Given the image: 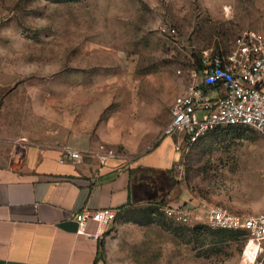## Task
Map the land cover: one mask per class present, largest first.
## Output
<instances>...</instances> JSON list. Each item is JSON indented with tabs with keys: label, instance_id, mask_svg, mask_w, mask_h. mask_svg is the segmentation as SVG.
<instances>
[{
	"label": "rangeland",
	"instance_id": "rangeland-1",
	"mask_svg": "<svg viewBox=\"0 0 264 264\" xmlns=\"http://www.w3.org/2000/svg\"><path fill=\"white\" fill-rule=\"evenodd\" d=\"M247 30L264 33V0H0V133L69 126L133 161L162 141L175 98L201 81L198 58ZM175 171L191 222L126 226L130 240L112 264H241L244 233L197 237L192 225L209 205L263 210L264 137L216 129Z\"/></svg>",
	"mask_w": 264,
	"mask_h": 264
},
{
	"label": "crops",
	"instance_id": "crops-1",
	"mask_svg": "<svg viewBox=\"0 0 264 264\" xmlns=\"http://www.w3.org/2000/svg\"><path fill=\"white\" fill-rule=\"evenodd\" d=\"M55 130L48 134L46 125L29 129L17 123L9 135L0 133V264H112L130 240L126 226L159 223L155 213L143 212L154 207L149 200L160 191L146 169L176 170L185 160L177 150L182 134L165 136L133 161L115 155L102 165L100 141L90 133L69 126ZM66 148L79 150L81 159L61 163ZM190 198L182 193L171 205ZM106 207L126 221H89L81 231L73 218L84 208Z\"/></svg>",
	"mask_w": 264,
	"mask_h": 264
},
{
	"label": "built area",
	"instance_id": "built-area-1",
	"mask_svg": "<svg viewBox=\"0 0 264 264\" xmlns=\"http://www.w3.org/2000/svg\"><path fill=\"white\" fill-rule=\"evenodd\" d=\"M200 82L194 83L175 98L166 136L182 134L177 150L183 158L210 132L225 127H249L264 137V33L247 30L238 35L230 51L212 55L203 53ZM199 112H204L202 118ZM101 164L115 156L101 145ZM81 152L66 148L60 162L81 159ZM165 213L183 223H190L189 208L166 207ZM113 208L89 209L74 213L81 231L89 221L106 226L115 221ZM199 219L200 217H196ZM203 221L212 228L243 230L246 235L241 264H264V208L257 214H239L220 205H209Z\"/></svg>",
	"mask_w": 264,
	"mask_h": 264
},
{
	"label": "trees",
	"instance_id": "trees-1",
	"mask_svg": "<svg viewBox=\"0 0 264 264\" xmlns=\"http://www.w3.org/2000/svg\"><path fill=\"white\" fill-rule=\"evenodd\" d=\"M232 46H233V43L229 49H225V50L221 49L218 51L211 52V54L216 55V54L226 53V52L231 50ZM203 66H204L203 65V56H201L198 58L197 63L195 64V69L197 71L201 72L204 68ZM146 173H147V176H155L153 189L155 190L156 186H158L160 191L158 194L159 196H157V198L155 197L153 200H149V203L153 204L154 207L150 208V209L143 210L145 215H150L152 213H155L158 221H159V218H162V220H164L165 217L167 218V216H168L165 213L166 207L185 208V207L189 206L187 202L183 203L182 205H180L178 207H174L173 205H171V203H173L175 200L180 198V196L182 194L181 192H179V190H177L178 189L177 186H179L180 182L176 177V171H175L174 167L169 168V169H165V170H156V169L150 168V169H146ZM153 195H155L154 192H153ZM131 204H132V200H129L128 205H131ZM187 208L190 209V207H187ZM168 217L173 218L170 216H168ZM173 219H175V218H173ZM207 231H211L213 233H224V232L238 231V232H242L245 234V232L243 230H228V229L212 228L205 222H200V223H196V224L192 225V233L197 237L205 235ZM100 256H102V252L100 253Z\"/></svg>",
	"mask_w": 264,
	"mask_h": 264
}]
</instances>
